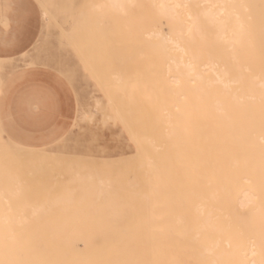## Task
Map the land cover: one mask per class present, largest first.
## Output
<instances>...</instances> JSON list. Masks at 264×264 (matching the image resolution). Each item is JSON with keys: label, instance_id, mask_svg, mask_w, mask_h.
<instances>
[{"label": "bare ground", "instance_id": "1", "mask_svg": "<svg viewBox=\"0 0 264 264\" xmlns=\"http://www.w3.org/2000/svg\"><path fill=\"white\" fill-rule=\"evenodd\" d=\"M103 12L111 27L102 21L94 33L101 29L104 51L117 53V81L141 86L146 107L138 112L149 125L140 177L122 204L127 223L46 226L45 217L41 226L29 213L31 225L10 217L0 224V264H264V1L106 0ZM5 203L0 212L12 206Z\"/></svg>", "mask_w": 264, "mask_h": 264}, {"label": "rangeland", "instance_id": "2", "mask_svg": "<svg viewBox=\"0 0 264 264\" xmlns=\"http://www.w3.org/2000/svg\"><path fill=\"white\" fill-rule=\"evenodd\" d=\"M30 1L39 14L41 25L36 43L31 51L23 55L20 60L21 66L43 67L52 72L55 76L58 74H70L71 80L69 81V85L74 91L76 104L75 115L79 112L84 118L80 120L77 128L72 130L70 134L64 135L51 147L35 149L33 152H29L27 149L12 143L0 133V190H4L2 189L3 187L11 185L6 184L7 180L15 179V181H13L14 183L10 186L11 188L5 189L6 197L8 195L7 199L6 197L0 198L2 203L11 201L12 205L8 208L7 206L5 207V209H9L7 212H0V218L6 216L10 221V217H12V221L14 220L13 224L27 223L29 225L30 223L31 225L33 222V225L42 223L41 226H45V224L46 226L47 224L49 226H58V224H61L59 226L70 225L68 223H71V225L74 224L75 226H106L107 223L110 224L109 226L115 224L124 225L127 223L126 219L128 217L127 214H122L121 212L126 208V206L122 204L129 200V196L135 191L133 189V184L140 177L139 168L143 162V149L141 145H143L147 137L146 130L149 125L147 120H143L139 116L140 114L138 112L141 108L146 107L141 86H135L126 81H117L116 77L119 72L115 58L117 53L111 46V39L108 38L111 48L108 47L109 49L104 51V48L107 49V45H102V43L106 41L103 37L104 34L101 35V33H103L102 30L99 29L101 32L98 31V33H94L95 30H98L95 29L96 25L98 28L103 27L102 21L105 26L109 25L111 27L110 15L103 12L106 0ZM54 4L57 6H54ZM91 14L94 15L92 16ZM83 16H86V18L83 19ZM104 17H106V19ZM106 20H108V22ZM81 22L85 24V30L84 27H81ZM93 35L94 37L97 36V38L92 37L95 41L90 37ZM74 40L77 44L73 42ZM90 40H92V42H90ZM73 45L74 47L76 45V47L73 48ZM91 47H94V49ZM73 49L76 50V53H74L75 50ZM88 51L90 52L89 55ZM85 52L88 53L86 54ZM97 53H101L100 56ZM78 54H80V58ZM96 54L101 58V62L104 61L103 63L99 62V58ZM88 56L89 59L91 57V61L88 59ZM83 58L84 62L79 63ZM87 60H89L91 64L89 63L88 65ZM109 61L112 68L109 67L111 66ZM105 62L106 67L111 69H106ZM95 63H97V67L94 66ZM78 64L80 65L79 69L82 73H79L81 72L80 70L78 71ZM85 65H88V68ZM130 65V61L125 63L123 68L124 72L128 70ZM103 67L105 68L104 70ZM167 67L168 64H165L163 69ZM70 68H72V70ZM107 70L110 71V74H107L109 73ZM94 72L98 75L101 74V76H95L97 74L93 75ZM102 77L105 79L107 78L106 81H103L104 79ZM90 78H92L94 82ZM106 82L107 85H105ZM104 87L106 89H104ZM128 91L132 92L130 93L132 96L129 97ZM131 100H133V102ZM133 104H135L136 107ZM133 119H138V121L136 120V122H134ZM84 132L85 135H83ZM121 132L122 135L120 134ZM79 139L81 141L80 143H78ZM87 139L89 140L88 143ZM83 141L86 142V144H84ZM79 145L82 147H80L81 149L78 148ZM158 149L160 150V147ZM24 157L25 160H23ZM111 163H114L113 166ZM109 164H111L110 167ZM117 166L118 170L116 169ZM112 169H115V172H113ZM25 179L29 182L25 181ZM19 180L21 181L19 182ZM95 181L98 182V185L95 184ZM15 182L17 183L15 184ZM91 192H93L92 195L89 194ZM15 193L21 194V196L18 198L11 196V194ZM81 194L82 196H80ZM31 196H33V198ZM59 197H65V199H60ZM70 197L74 198L69 200ZM80 198H83V201ZM115 199L118 203L113 202ZM56 200L57 203H54ZM14 201H16V204L13 203ZM95 201L97 208L95 205L93 206ZM97 209L100 210L97 212L99 214H95ZM25 214L28 216L32 214L31 218L33 221ZM41 215H43V218ZM117 216L123 217V221H114L113 219ZM45 217L48 218V221ZM89 218L93 221H89ZM76 219H78V221ZM23 220L25 223L21 222ZM9 221H1L0 224H12V221ZM45 221L47 222L43 224Z\"/></svg>", "mask_w": 264, "mask_h": 264}, {"label": "crops", "instance_id": "3", "mask_svg": "<svg viewBox=\"0 0 264 264\" xmlns=\"http://www.w3.org/2000/svg\"><path fill=\"white\" fill-rule=\"evenodd\" d=\"M40 25L30 0H0V133L25 149L51 147L76 112L69 83L43 67L21 66Z\"/></svg>", "mask_w": 264, "mask_h": 264}, {"label": "snow or ice", "instance_id": "4", "mask_svg": "<svg viewBox=\"0 0 264 264\" xmlns=\"http://www.w3.org/2000/svg\"><path fill=\"white\" fill-rule=\"evenodd\" d=\"M44 6V5H41ZM56 79L58 81H60L61 83H63L65 86L69 83V81L71 80V76L67 75V74H58L56 76ZM83 115L79 112H77L76 115H74L72 121L70 122V124L68 125V127L64 130L63 133H61V137H63L64 135H68L72 132V130H74L75 128L78 127L80 120L83 119Z\"/></svg>", "mask_w": 264, "mask_h": 264}]
</instances>
